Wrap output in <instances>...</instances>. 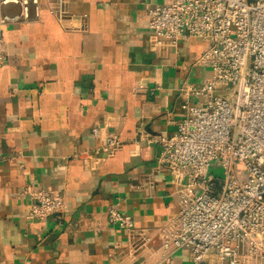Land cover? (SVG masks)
I'll list each match as a JSON object with an SVG mask.
<instances>
[{
  "label": "crops",
  "instance_id": "1",
  "mask_svg": "<svg viewBox=\"0 0 264 264\" xmlns=\"http://www.w3.org/2000/svg\"><path fill=\"white\" fill-rule=\"evenodd\" d=\"M171 1L67 0L89 20L87 32H70L41 0L39 18L3 28L0 264H165L162 233L178 216L179 186L156 170L161 150L150 141L177 132L185 117L178 89L211 76L198 65L201 40L155 47L149 12ZM17 13L0 6V18ZM108 137L122 149L86 165ZM28 187L63 194L64 213L29 221ZM115 205L153 233L147 247L129 252L128 234L109 223ZM189 262L186 251L171 255L170 264Z\"/></svg>",
  "mask_w": 264,
  "mask_h": 264
},
{
  "label": "built area",
  "instance_id": "2",
  "mask_svg": "<svg viewBox=\"0 0 264 264\" xmlns=\"http://www.w3.org/2000/svg\"><path fill=\"white\" fill-rule=\"evenodd\" d=\"M41 0H0L19 13L0 18V66L8 58L3 28L40 17ZM50 13L70 32H87V16H76L67 0H48ZM149 28L159 48L199 39L208 45L198 65L210 70L200 87L178 89L185 117L177 132L150 142L160 147L158 172L179 186V213L162 233V257L186 251L187 264H264V0H172L150 10ZM234 96L230 101L229 94ZM100 138V130H93ZM123 147L108 137L84 163L114 157ZM216 163L224 178L210 173ZM26 218L61 216L65 197L28 187ZM109 223L128 234L129 252L147 247L153 233L134 227L132 216L112 206ZM134 246V247H133Z\"/></svg>",
  "mask_w": 264,
  "mask_h": 264
},
{
  "label": "rangeland",
  "instance_id": "3",
  "mask_svg": "<svg viewBox=\"0 0 264 264\" xmlns=\"http://www.w3.org/2000/svg\"><path fill=\"white\" fill-rule=\"evenodd\" d=\"M208 48V45H206V49ZM234 96L230 93L229 99L230 101H233ZM210 173H213L216 178L223 179L224 178V172L223 170L216 165V163H213L211 165Z\"/></svg>",
  "mask_w": 264,
  "mask_h": 264
}]
</instances>
